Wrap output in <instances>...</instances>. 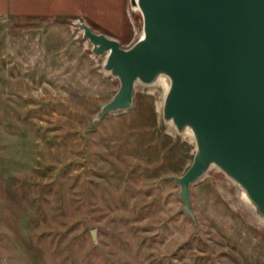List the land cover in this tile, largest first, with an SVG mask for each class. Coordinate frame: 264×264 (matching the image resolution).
Returning a JSON list of instances; mask_svg holds the SVG:
<instances>
[{
    "label": "rangeland",
    "instance_id": "rangeland-1",
    "mask_svg": "<svg viewBox=\"0 0 264 264\" xmlns=\"http://www.w3.org/2000/svg\"><path fill=\"white\" fill-rule=\"evenodd\" d=\"M129 3L122 29L90 25L131 45ZM79 20L0 16V264H264V218L218 165L191 184L196 218L182 209L171 174L196 141L163 115L166 78L97 117L120 80Z\"/></svg>",
    "mask_w": 264,
    "mask_h": 264
},
{
    "label": "water",
    "instance_id": "water-1",
    "mask_svg": "<svg viewBox=\"0 0 264 264\" xmlns=\"http://www.w3.org/2000/svg\"><path fill=\"white\" fill-rule=\"evenodd\" d=\"M130 1L143 14V30L129 46L77 21L120 80L97 117L129 108L137 81L166 78L163 115L196 141L185 172L171 174L182 209L196 218L191 184L215 164L264 218V0Z\"/></svg>",
    "mask_w": 264,
    "mask_h": 264
},
{
    "label": "crops",
    "instance_id": "crops-1",
    "mask_svg": "<svg viewBox=\"0 0 264 264\" xmlns=\"http://www.w3.org/2000/svg\"><path fill=\"white\" fill-rule=\"evenodd\" d=\"M129 7V0H0V16L19 23L50 20L51 24L76 17L120 30L128 23Z\"/></svg>",
    "mask_w": 264,
    "mask_h": 264
},
{
    "label": "bare ground",
    "instance_id": "bare-ground-1",
    "mask_svg": "<svg viewBox=\"0 0 264 264\" xmlns=\"http://www.w3.org/2000/svg\"><path fill=\"white\" fill-rule=\"evenodd\" d=\"M143 30V29H142Z\"/></svg>",
    "mask_w": 264,
    "mask_h": 264
}]
</instances>
